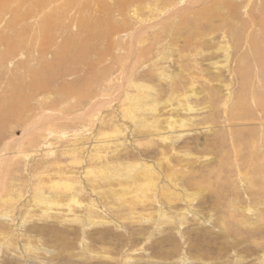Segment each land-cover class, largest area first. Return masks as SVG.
<instances>
[{"label":"rangeland","instance_id":"374dc122","mask_svg":"<svg viewBox=\"0 0 264 264\" xmlns=\"http://www.w3.org/2000/svg\"><path fill=\"white\" fill-rule=\"evenodd\" d=\"M263 6L0 0V264H264Z\"/></svg>","mask_w":264,"mask_h":264},{"label":"bare ground","instance_id":"6f19581e","mask_svg":"<svg viewBox=\"0 0 264 264\" xmlns=\"http://www.w3.org/2000/svg\"><path fill=\"white\" fill-rule=\"evenodd\" d=\"M142 165L144 167L143 170H142V175H143L142 180H143V182H147V183H145V185L151 187V194H152L154 192V186H152L154 184L153 183V179H152V176H153L152 170H151V168L148 165L145 164V162H143ZM174 186H175L174 184H171V187L173 188V191H176L175 188H174ZM158 190H159V188H158ZM174 194L176 195L177 192H175ZM190 196H192V194H186L185 195V198H183L184 199V202L188 203V201L191 199V198H189ZM50 209L51 208H47V210H50ZM160 212H161V210H160ZM48 217H49V214L46 213V214H44L42 216V219H46ZM21 253H22V249H21Z\"/></svg>","mask_w":264,"mask_h":264}]
</instances>
